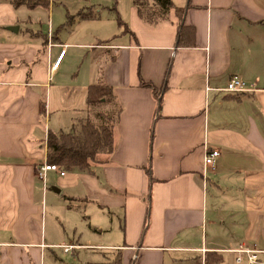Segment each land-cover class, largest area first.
Masks as SVG:
<instances>
[{
  "label": "crops",
  "instance_id": "obj_1",
  "mask_svg": "<svg viewBox=\"0 0 264 264\" xmlns=\"http://www.w3.org/2000/svg\"><path fill=\"white\" fill-rule=\"evenodd\" d=\"M133 2L125 19L116 3L115 23L86 40L71 37L74 24L101 19L72 17L65 43L64 26L36 34L16 17L26 6L2 0L0 264H247L234 251H264V0H173L183 17L173 9L159 26L146 24ZM184 27L189 44L180 46ZM22 34L43 38L42 46ZM68 48L74 56L58 86L51 77ZM88 50L94 58L82 82L71 69ZM234 77L249 90L226 92ZM98 83L116 101L90 109L88 88ZM114 112L112 154L85 171L47 173L67 203L65 234L48 242L47 187L37 177L48 164V133L74 134L82 121L102 125ZM61 114L68 132L51 127ZM207 150L220 153L215 169L204 166Z\"/></svg>",
  "mask_w": 264,
  "mask_h": 264
},
{
  "label": "rangeland",
  "instance_id": "obj_2",
  "mask_svg": "<svg viewBox=\"0 0 264 264\" xmlns=\"http://www.w3.org/2000/svg\"><path fill=\"white\" fill-rule=\"evenodd\" d=\"M130 2L131 0H52L49 7H38L35 10H29L26 7H22L18 10L16 17L19 18V21L23 26L26 25L36 34L38 32L48 33V31H57L60 27L64 26V29L60 31V35L62 41L66 43V23L67 21H70L72 17H80L78 13L81 10H88L89 8H92L94 10L95 17L99 19V21L101 19L100 22L91 21L80 22L78 24H74L72 21L68 22L69 25L74 24L76 27L75 34L71 37H73V39L78 38L86 40L90 39V32L99 31V29L100 31H108L111 23L108 20L111 18H113L115 23L117 15L113 9L115 8L116 3L119 4L118 11L120 12V16L125 19L129 11ZM0 4H2V0H0ZM0 28L5 29L4 26H0ZM6 29H8V27H6ZM67 35L71 34L68 33ZM19 39L23 42H29L28 44L33 45V47L36 45L42 46L43 42V38H30L25 34H22ZM67 51L69 52L68 57L65 59L59 74L57 76L52 75L51 77V81L58 86H64L66 84V61L68 63L72 55L74 56L72 49L69 50L68 48ZM56 53L57 50L50 52L52 55H56ZM80 53L81 55H79V59L73 63V68L71 70H74L76 73L80 72L79 79L84 82L90 71V65L93 62L94 54L91 50H88V52L82 51ZM64 90L66 94V88ZM50 123L51 127L54 129H61L66 132L69 131V129L66 128V114L54 116ZM51 174L55 175L56 173L52 172ZM51 180L46 181L47 188L44 190V199L40 201L41 206H43L44 232L47 235L48 242H50L53 238L58 239L60 236L65 234L66 227H64V225L66 224L67 213L65 195L57 193L54 189H51L53 186L54 188L57 187L55 183L51 182ZM92 207L95 206H90L89 209ZM56 252L59 255H62L61 250H56Z\"/></svg>",
  "mask_w": 264,
  "mask_h": 264
},
{
  "label": "trees",
  "instance_id": "obj_3",
  "mask_svg": "<svg viewBox=\"0 0 264 264\" xmlns=\"http://www.w3.org/2000/svg\"><path fill=\"white\" fill-rule=\"evenodd\" d=\"M14 8L26 6L29 9L48 7V0H9ZM134 0L133 5L138 10L142 20L150 26H159L167 22L168 14L175 9L180 18L183 17V10L176 8L173 0ZM116 8V7H115ZM113 9L117 15L116 9ZM79 16L82 19H93L95 14L81 11ZM121 25V21L119 19ZM186 29L182 28L179 36V45L186 46ZM144 87L153 88L150 84L142 82ZM116 101V93L113 88L98 83L88 88L86 102L90 109L98 107L102 103H113ZM40 110L45 111V102H41ZM120 112L106 115L105 124L95 125L89 119L80 123L78 132L54 133L49 132L47 138V163L61 168L63 172L74 170L85 171L90 168L102 154L114 152V128L118 121ZM113 264H121L116 260Z\"/></svg>",
  "mask_w": 264,
  "mask_h": 264
},
{
  "label": "built area",
  "instance_id": "obj_4",
  "mask_svg": "<svg viewBox=\"0 0 264 264\" xmlns=\"http://www.w3.org/2000/svg\"><path fill=\"white\" fill-rule=\"evenodd\" d=\"M50 46H55L53 43H50ZM64 47V46H63ZM66 54L65 49L61 51L59 57L57 58L56 62L52 65V69L58 68ZM249 90L247 84L240 78L234 77L232 78L225 88V91L231 94H238V93H245ZM220 156L218 151L214 150H207L205 157H204V166L206 169H215L216 160ZM55 172L59 174L61 177L65 176V172L61 170L60 167L50 164H45L38 169L37 177L38 179L46 186L47 181V173ZM65 252H69L74 247L73 246H61ZM205 252V251H203ZM237 253V262L241 263L244 260V256L247 257V264H262L261 259L259 258L260 254H264V251H260L258 249H246L240 248L239 250L234 251ZM202 264H205V261H202Z\"/></svg>",
  "mask_w": 264,
  "mask_h": 264
},
{
  "label": "water",
  "instance_id": "obj_5",
  "mask_svg": "<svg viewBox=\"0 0 264 264\" xmlns=\"http://www.w3.org/2000/svg\"><path fill=\"white\" fill-rule=\"evenodd\" d=\"M8 30L10 31H13V32H16L18 31V28L17 27H9ZM55 191L57 190L56 188H53ZM58 191V190H57Z\"/></svg>",
  "mask_w": 264,
  "mask_h": 264
}]
</instances>
